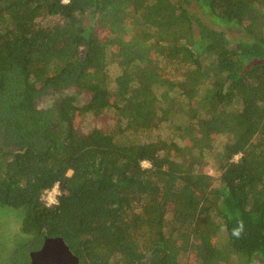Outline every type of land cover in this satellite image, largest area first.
Segmentation results:
<instances>
[{
	"label": "trees",
	"instance_id": "1",
	"mask_svg": "<svg viewBox=\"0 0 264 264\" xmlns=\"http://www.w3.org/2000/svg\"><path fill=\"white\" fill-rule=\"evenodd\" d=\"M0 213L9 264L264 263V0H0Z\"/></svg>",
	"mask_w": 264,
	"mask_h": 264
},
{
	"label": "rangeland",
	"instance_id": "2",
	"mask_svg": "<svg viewBox=\"0 0 264 264\" xmlns=\"http://www.w3.org/2000/svg\"><path fill=\"white\" fill-rule=\"evenodd\" d=\"M217 29H221L225 31L227 38L230 41H233L237 37L236 29H224L225 27L222 26H216ZM109 71V77H113L118 73L117 67L112 64L108 68ZM58 95H49L46 98H43L38 102V105L42 108L47 105H51L54 98H57ZM77 102L79 105H84L88 101L87 95H79L76 96ZM114 125V116L112 114L103 113L99 117H91L88 116L86 119H83V121L80 124V127L83 129V131H89L93 128L102 129L108 131L112 126ZM169 129L167 127H162L158 130V132L154 133L153 136H151L149 139L155 141L157 137L166 138L168 137ZM143 140V138H142ZM146 139H144L145 141ZM220 140H224L222 138H218L217 142L220 143ZM217 146V145H216ZM209 167L206 168V171L210 175H214V171L211 169V164L208 165ZM143 167H148L147 164H143ZM2 212H6V210H2ZM0 217L2 220H0V264H9L7 259H10V253L14 249V245L18 242L19 238H22L19 234L18 227L16 226V223L13 222V219H10L8 215H5L4 213H0ZM13 222V223H12ZM237 261V260H236ZM236 261H232L231 264H237ZM252 264H264L261 259L256 258Z\"/></svg>",
	"mask_w": 264,
	"mask_h": 264
},
{
	"label": "water",
	"instance_id": "3",
	"mask_svg": "<svg viewBox=\"0 0 264 264\" xmlns=\"http://www.w3.org/2000/svg\"><path fill=\"white\" fill-rule=\"evenodd\" d=\"M29 264H81L61 238H44L41 248L29 254Z\"/></svg>",
	"mask_w": 264,
	"mask_h": 264
},
{
	"label": "built area",
	"instance_id": "4",
	"mask_svg": "<svg viewBox=\"0 0 264 264\" xmlns=\"http://www.w3.org/2000/svg\"><path fill=\"white\" fill-rule=\"evenodd\" d=\"M66 2V0H65ZM143 164H147L149 167V163L148 162H143ZM58 195V190H57V186H54L50 191H48L44 197H43V201L47 206L53 205L56 203V197Z\"/></svg>",
	"mask_w": 264,
	"mask_h": 264
},
{
	"label": "clouds",
	"instance_id": "5",
	"mask_svg": "<svg viewBox=\"0 0 264 264\" xmlns=\"http://www.w3.org/2000/svg\"><path fill=\"white\" fill-rule=\"evenodd\" d=\"M243 222L242 221H240L239 223H238V225H237V227L236 228H234V230H233V235L234 236H236L237 238L242 234V232H243Z\"/></svg>",
	"mask_w": 264,
	"mask_h": 264
},
{
	"label": "flooded vegetation",
	"instance_id": "6",
	"mask_svg": "<svg viewBox=\"0 0 264 264\" xmlns=\"http://www.w3.org/2000/svg\"><path fill=\"white\" fill-rule=\"evenodd\" d=\"M30 254V253H29Z\"/></svg>",
	"mask_w": 264,
	"mask_h": 264
}]
</instances>
